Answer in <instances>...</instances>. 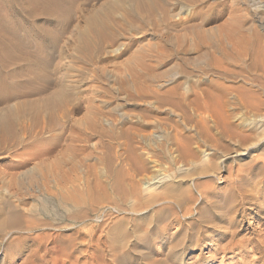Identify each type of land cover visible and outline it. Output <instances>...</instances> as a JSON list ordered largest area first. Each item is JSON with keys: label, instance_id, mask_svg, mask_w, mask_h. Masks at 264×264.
<instances>
[{"label": "rangeland", "instance_id": "rangeland-1", "mask_svg": "<svg viewBox=\"0 0 264 264\" xmlns=\"http://www.w3.org/2000/svg\"><path fill=\"white\" fill-rule=\"evenodd\" d=\"M156 1L0 0V264H242L217 245L264 234V0Z\"/></svg>", "mask_w": 264, "mask_h": 264}, {"label": "bare ground", "instance_id": "bare-ground-1", "mask_svg": "<svg viewBox=\"0 0 264 264\" xmlns=\"http://www.w3.org/2000/svg\"><path fill=\"white\" fill-rule=\"evenodd\" d=\"M61 1H63V0H32V3L34 4V6H35V10H36V12L38 11V9H41V11H42V13H45L47 16H49V15H52V14H58V12H60L59 11V4H60V2ZM138 1V0H137ZM154 0H152V2H153ZM151 2V1H150ZM142 5H144V4H142ZM149 5V4H148ZM138 6V5H137ZM145 6V5H144ZM154 6H157V1L155 0V2H153V4H151L150 3V10L152 11V9L154 8ZM37 7H40V8H37ZM140 7V6H139ZM142 7V6H141ZM142 10V9H141ZM144 10V9H143ZM112 11V10H111ZM111 11H109L108 12V16H107V18L108 17H110L111 16ZM35 12V13H36ZM137 12V11H136ZM129 13V12H128ZM33 14H34V12H33ZM131 16V15H130ZM129 16V17H130ZM108 25V21H107V19H105L104 21H102V22H99L98 21V19L96 18V17H94V18H92L90 21H89V24H88V31H85V32H83V34H82V37H83V40H84V44H85V48H89V46L91 45V38H92V35L94 34L95 36H97L98 38L99 37H101L102 36V32H103V30L105 29V27ZM226 27H227V23L225 24V26H223V27H220L221 28V30H225L226 29ZM231 30H232V34H238V36H235L234 37V40H235V42L237 43V45H238V47L239 48H250L252 45H254V43H255V41H257L260 37H261V35L259 34V33H253V34H249V33H244V30H242V29H240L239 28V26H234L233 25V27L231 28ZM231 34V35H232ZM261 40V39H260ZM259 40V41H260ZM18 47V43H16L15 41H13V40H9V42H0V48H17ZM263 46L260 44V43H258V44H256L255 45V47L254 48H262ZM222 48H224L225 49V46H222ZM4 62L0 59V66H4ZM5 83V80H4V77L2 76V75H0V89H1V87H2V85ZM7 117V118H6ZM9 120V117L8 116H6V114L4 115V114H0V124L1 123H5V121L6 120ZM13 126V120H11V127ZM157 178H154V183H159V182H161V180L162 179H158V180H156ZM153 182H151L150 184H152ZM240 182H242V181H240ZM237 183H239V182H237ZM243 184V183H242ZM239 185V184H238ZM242 188V187H241ZM236 190H238V189H236ZM241 190H243V189H241ZM247 190V189H246ZM236 192V191H235ZM240 194V193H239ZM242 194V193H241ZM258 194H260V193H258ZM260 198H261V196H259ZM246 198V197H245ZM227 199V198H226ZM241 199H243L244 200V198H241ZM241 199H239V200H241ZM250 199V198H249ZM177 200V199H176ZM181 200V199H180ZM242 200V201H243ZM246 200V199H245ZM244 200V201H245ZM250 200H252V199H250ZM255 200V199H254ZM261 200V199H260ZM263 200V199H262ZM261 200V201H262ZM178 201V200H177ZM215 201V200H214ZM213 201V202H214ZM220 201V200H219ZM247 201V200H246ZM245 201V202H246ZM183 202V201H182ZM251 202V201H250ZM259 202V201H258ZM223 203V202H222ZM241 203V202H240ZM244 203V202H243ZM183 204V203H182ZM213 205L215 204V203H212ZM216 204H219V203H216ZM180 205H181V203H180ZM225 205V204H224ZM255 205V204H254ZM260 205V204H259ZM211 206V205H210ZM209 206V207H210ZM217 206V205H216ZM226 206V205H225ZM224 206V207H225ZM220 207V206H219ZM235 207V206H234ZM226 208V207H225ZM253 208V207H252ZM160 209V208H159ZM220 209V208H219ZM232 209V208H231ZM256 209V208H255ZM260 209H262V210H264V204H262L261 203V205H260ZM186 210H188V209H186ZM227 210V209H226ZM159 211H162V210H159ZM164 211V210H163ZM158 212V211H157ZM156 212V213H157ZM192 211H190L189 213H191ZM212 212V211H211ZM149 213V212H148ZM186 213V212H185ZM223 213V212H222ZM238 213V212H237ZM14 214V213H13ZM145 214V213H144ZM159 214H160V212H159ZM162 214V213H161ZM188 214V213H187ZM204 214V213H203ZM157 215V214H156ZM174 215H175V213H174ZM206 215V214H205ZM230 215V214H229ZM235 215V214H234ZM259 215V214H258ZM261 215V214H260ZM189 216V215H188ZM202 216V215H201ZM212 216V215H211ZM223 216V215H222ZM236 216V215H235ZM160 217L162 218V216L160 215ZM157 218V217H156ZM205 218V217H204ZM231 218V217H230ZM18 217L16 218L15 217V215L13 216L12 214H10V213H6V211L5 210H3L2 208H0V231H5V227L7 226H14V225H18ZM154 219H155V217H154ZM159 219V218H158ZM163 219V218H162ZM206 219V218H205ZM213 219V218H212ZM21 221V220H20ZM154 221V220H153ZM157 221V220H156ZM159 221V220H158ZM207 221V220H206ZM211 221V220H210ZM18 222V223H17ZM208 222V221H207ZM143 223V222H142ZM156 223V222H155ZM211 223H213V222H211ZM211 223L209 224L210 226H211ZM214 223H216L215 221H214ZM260 223V222H259ZM20 224H21V222H20ZM19 224V225H20ZM208 224V223H207ZM18 225V226H19ZM260 225V224H259ZM158 226V225H157ZM6 227V228H7ZM15 227V226H14ZM13 227V228H14ZM21 226H19L18 228H20ZM222 227H225V226H222ZM228 227V226H227ZM231 227V226H230ZM260 227V226H259ZM10 228V227H9ZM153 228H154V226H153ZM158 228V227H157ZM163 228V227H162ZM161 228V229H162ZM229 228V227H228ZM232 228V227H231ZM236 228V227H235ZM238 228V227H237ZM155 229V228H154ZM159 229V228H158ZM165 229H166V227H165ZM225 229V228H224ZM152 230V229H151ZM164 230V229H163ZM221 230V229H220ZM228 229H226V230H223V235H225L226 233H228L229 231H227ZM241 230V229H240ZM261 230V229H260ZM231 231H233V230H231ZM237 231H239V229L237 230ZM137 232V231H136ZM166 232V231H165ZM258 232V234H259V232L260 231H257ZM1 233V232H0ZM128 233V232H127ZM159 233H160V231H159ZM175 233V232H174ZM177 233V232H176ZM189 233V232H188ZM232 232H230V234H231ZM126 234V233H125ZM132 234V233H131ZM136 234V233H135ZM134 234V235H135ZM138 234V233H137ZM136 234V235H137ZM149 234H151V233H149ZM148 234V235H149ZM234 235L236 234V232L234 231V233H233ZM239 234V233H238ZM129 234H127V236H128ZM153 235V234H152ZM155 235V234H154ZM176 235V234H175ZM222 235V236H223ZM228 235V234H227ZM251 235V234H250ZM237 236V235H236ZM236 236H234V237H236ZM137 237V236H136ZM135 237V238H136ZM147 237H149V236H147ZM146 237V238H147ZM186 237V236H185ZM188 237V236H187ZM221 237V236H220ZM131 238V237H130ZM247 238V237H246ZM118 239V238H117ZM128 239V238H127ZM133 239V238H132ZM137 239V238H136ZM187 239V238H186ZM248 239V242L247 243H243V241H245V240H247ZM247 239H245V238H242V239H240L239 238V240H238V242L237 243H235V244H233V245H227V244H224L225 246L223 247L222 245V247L221 246H219V245H217L218 246V248H221V249H223V251L225 252V250L227 249V248H231V249H233V251H234V249H239L240 251H239V253L238 254H241L242 255V258H240L241 259V262H242V264H255V262L254 263H251L252 262V259L254 258V260L256 261V258L258 259H262L263 257H264V234L261 236L260 235V237L258 236L257 238H255L254 237V239H252V236H251V238L249 239V237L247 238ZM141 240V239H140ZM148 240V239H147ZM181 240V239H180ZM234 240H235V238H234ZM237 240V239H236ZM128 241V240H127ZM146 241V240H145ZM213 241V240H212ZM230 241H233V239H231ZM139 242V241H138ZM185 242V241H184ZM229 242V241H228ZM183 243V242H182ZM181 243V244H182ZM129 244V243H128ZM139 244V243H138ZM143 244V243H142ZM145 244V243H144ZM261 244V248L259 247V248H257V246L258 245H260ZM117 245H115V247H116ZM129 246V245H128ZM148 246V245H147ZM174 246H176L177 247V245H175L174 244ZM183 247V246H182ZM120 248V247H119ZM133 249H134V247H132ZM179 248H181V245H180V247ZM184 248V247H183ZM118 248H116V250H117ZM130 249V248H129ZM170 251H169V255L170 256H173L172 254L174 253V251H173V249H174V247L173 246H170ZM219 250V249H218ZM217 251V250H216ZM215 251V252H216ZM177 252V251H176ZM125 253V252H124ZM119 254V253H118ZM210 255H212V253H210ZM217 255V254H216ZM117 256V255H116ZM119 256V255H118ZM214 256V255H213ZM224 256H225V254H224ZM174 257L175 258H177L178 257V255L177 254H174ZM251 257H252V259H251ZM145 259V258H144ZM162 259H164V258H162ZM147 260H149V259H147ZM177 260V259H176ZM249 260V261H248ZM264 260V259H263ZM262 260V261H263ZM159 261V260H158ZM169 260L168 259H165V260H163V262H162V264H169ZM260 262H261V260H260ZM151 263H154V261L152 262V260H151ZM156 263H161V261H159V262H156ZM155 263V264H156ZM172 263V262H171ZM170 263V264H171ZM174 264V263H173Z\"/></svg>", "mask_w": 264, "mask_h": 264}]
</instances>
